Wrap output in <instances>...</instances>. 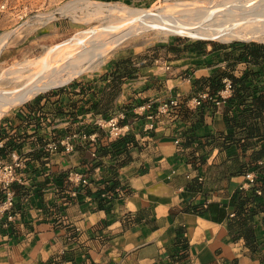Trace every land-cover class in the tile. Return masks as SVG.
Masks as SVG:
<instances>
[{
  "label": "crops",
  "instance_id": "1",
  "mask_svg": "<svg viewBox=\"0 0 264 264\" xmlns=\"http://www.w3.org/2000/svg\"><path fill=\"white\" fill-rule=\"evenodd\" d=\"M129 67L0 118V165L20 163L0 264H264V199H248L264 181L251 169L264 164V45L175 38ZM232 78L244 86L221 94ZM172 98L176 115L156 114ZM101 115L118 117L120 136ZM68 133L71 152L57 144Z\"/></svg>",
  "mask_w": 264,
  "mask_h": 264
},
{
  "label": "bare ground",
  "instance_id": "2",
  "mask_svg": "<svg viewBox=\"0 0 264 264\" xmlns=\"http://www.w3.org/2000/svg\"><path fill=\"white\" fill-rule=\"evenodd\" d=\"M129 12L130 15L143 14L144 17L118 33H93L84 40L85 43L72 46L44 45L41 54L12 59V62L7 59L11 52L3 51L11 34H1L0 117L39 92L66 84L86 71L97 69L121 41L149 29L156 33L223 42L264 41V0H208L202 5L175 11L158 10V15H147V10Z\"/></svg>",
  "mask_w": 264,
  "mask_h": 264
},
{
  "label": "rangeland",
  "instance_id": "3",
  "mask_svg": "<svg viewBox=\"0 0 264 264\" xmlns=\"http://www.w3.org/2000/svg\"><path fill=\"white\" fill-rule=\"evenodd\" d=\"M207 1L0 0V35L4 33L11 34L9 44L3 51L11 52L7 57L10 61L12 59L19 60L26 57H34L43 52L44 45L56 47L63 44L65 46H72L79 42L83 44L85 43L84 40L93 33L106 31L110 34H115L124 28L137 24L144 17L143 14L130 15L129 13L131 12L129 11L147 10V15H158V10L175 11L187 6L189 8L202 5ZM80 35L83 36L79 37ZM175 38L197 41H219L195 39L179 34L156 33L151 29L146 30V32L144 31L139 34V36L129 37L121 41L119 45L114 47L104 57L103 63L97 69L86 71L74 77L66 84L39 92L24 103L9 109L2 116L21 108L25 103L37 96L62 90L67 86L84 82V80L96 82V80H100L109 71V68L113 69L115 63L121 60V58L133 60L134 62H151L164 56L167 43ZM225 43L264 45V41H229Z\"/></svg>",
  "mask_w": 264,
  "mask_h": 264
},
{
  "label": "built area",
  "instance_id": "4",
  "mask_svg": "<svg viewBox=\"0 0 264 264\" xmlns=\"http://www.w3.org/2000/svg\"><path fill=\"white\" fill-rule=\"evenodd\" d=\"M262 81L264 85V74L262 76ZM231 92V82L229 79L223 80V88L221 90L222 93H230ZM200 100H195V105H198ZM216 105L219 104V101L215 102ZM152 106L151 102H147L144 107L146 109H150ZM179 107V102L177 98L169 99L165 102H162L157 111L158 113H163L166 115H169L171 117L176 115V110ZM148 124L146 125V129H153L154 127V114H148L147 116ZM94 123L96 126L100 128H106L108 131V134L112 138H117L121 135L120 133V127L118 126V117L116 115H108L107 117H99L94 120ZM78 137L76 133H68L64 136H62L58 141L57 144L63 147V150L65 152H71L74 149V141ZM80 138L86 139L89 138L91 148H92V155L94 156L96 153L97 146L95 144V137L94 136H86L81 135ZM87 140V139H86ZM20 166V163L16 160L14 163L9 165H0V190L5 193V198L2 202H0V213H2L6 208L10 207L12 204V199L10 198V192H9V185L17 180L16 175V168ZM73 177H76V180L80 183H85V178L80 174H73ZM246 178L252 182L254 179L251 174H247ZM256 194L261 196L264 199V181L262 183V187L256 190Z\"/></svg>",
  "mask_w": 264,
  "mask_h": 264
},
{
  "label": "trees",
  "instance_id": "5",
  "mask_svg": "<svg viewBox=\"0 0 264 264\" xmlns=\"http://www.w3.org/2000/svg\"><path fill=\"white\" fill-rule=\"evenodd\" d=\"M129 66H130V60H128V59H125V60H122V61H118V62L115 63L114 68L110 71V74L111 75H114V77H118L119 78V77H121V76L129 73V70H130V67ZM229 80L231 82V90L232 91L234 89L235 83L241 81V80H237V79H234V78L229 79ZM241 86H244V83L239 82L237 88H240ZM258 88L259 89H262V86H260ZM217 101H219V100H217ZM93 107H94L93 108L94 109V113L95 114H100L99 110H97V108H96V104H94ZM107 116H102L101 115L100 117L105 118ZM259 154H261V156L264 157V147H262L260 149ZM251 169L254 170L258 174L257 175L258 177L264 178V164H262L261 166H257L256 164H253L251 166ZM262 183L257 188H255V189L254 188H251L250 189V191L248 192V195H249L248 196V199L250 201H255V200H258L259 198L260 199H263L261 196H259V195L256 194V190L262 187Z\"/></svg>",
  "mask_w": 264,
  "mask_h": 264
}]
</instances>
